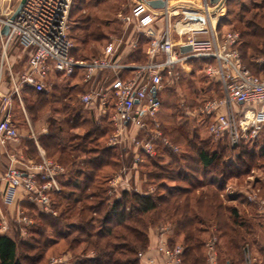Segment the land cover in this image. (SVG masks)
Segmentation results:
<instances>
[{
    "label": "built area",
    "instance_id": "1",
    "mask_svg": "<svg viewBox=\"0 0 264 264\" xmlns=\"http://www.w3.org/2000/svg\"><path fill=\"white\" fill-rule=\"evenodd\" d=\"M138 1L144 14L122 17L125 28L132 27L125 44L111 41L100 57L90 60H77L72 56L70 12L73 0H26L14 20L11 17L15 11L5 18L0 15V43L5 46V41L17 42L29 53L24 73L16 77L10 70V94L3 93L0 78L1 148L6 149L8 144L20 139L14 123V103L17 100L22 103L23 88L45 93L58 77H76L84 87L79 103L97 121L109 117L112 132L107 146L119 151L123 163L109 181L108 195L118 198L125 191L143 194L136 181L138 168L146 158L157 157L162 149L180 153V147L165 136L158 119L162 112L160 95L180 79L185 64L194 60L208 61L205 72L220 84L222 91L220 98L205 102L199 110V115L209 120L210 137L227 142L231 148L260 138L264 132V72L254 75L243 65L238 32L217 34L220 18L217 7L209 0H203L201 7L194 0H161L164 7L153 9L147 1L156 0ZM177 16L178 24L191 20L202 27L193 31L188 41L175 43L170 21ZM6 26L9 32L2 35ZM199 35L207 38L200 39ZM139 37L148 41L146 62H125V54L137 50ZM188 46L192 50L182 53L181 49ZM256 63L264 68V56ZM37 148L39 161L22 162L11 156L10 165L0 178L5 186L3 202L15 211L23 237L27 236V228L33 225V220L26 215L21 202L28 201L42 213L56 216L54 197L62 192L61 180L65 173L60 163L46 158L38 144ZM148 192H154V187H149ZM247 200L264 214V197L260 190H253ZM157 230V257H149L147 252L139 253L141 264H183L184 249L180 245H170L169 227L164 225ZM9 234L7 219L0 216V236ZM218 244L216 237L206 241L205 264H221ZM69 262L65 255L53 257L47 264ZM247 264H252V260L248 259Z\"/></svg>",
    "mask_w": 264,
    "mask_h": 264
},
{
    "label": "trees",
    "instance_id": "2",
    "mask_svg": "<svg viewBox=\"0 0 264 264\" xmlns=\"http://www.w3.org/2000/svg\"><path fill=\"white\" fill-rule=\"evenodd\" d=\"M250 6L240 0H227L226 23L234 25L233 30L241 36L239 52L243 64L252 74L259 75L264 72V68L256 63L264 56V1L260 4L251 2ZM101 25L97 19L81 17L75 29L79 32L75 37L79 45L85 49L90 43L105 39ZM137 40L138 48L129 55L127 63L146 62L148 41L142 37ZM77 79H69L64 87L53 85V91L47 94L27 88L38 96L35 101L24 98L28 110L50 105L55 114L62 115V119L56 120L59 124H51L49 134L43 136L42 148L65 168V173L61 180L62 192L54 197L57 215L44 214L35 204L23 202L21 207L33 220V225L27 228L26 237L21 235L20 226L16 236H0V264L47 263L54 257L52 250L63 244L62 255L75 254L77 249L83 248L81 255H72L71 264H141L138 255L148 251L150 230L166 223L171 233L170 245H181L184 249L183 264L205 263L206 241L201 238L205 230L201 227L205 228L210 222L217 225L221 237L230 238L232 249L239 252L238 243L232 236L240 235L239 213L236 208L227 209L231 211V223L220 221L223 217L220 192L231 180L250 176L258 157L264 158V132L259 139L244 142L239 148H231L225 142L224 147L216 145L218 149L213 151L209 146L213 143L198 141L195 129V140H190L186 153L171 138L172 133L167 132L172 126L173 133H181L189 124L184 119L177 123L175 115H169L168 119L162 114L166 89L160 95L162 112L158 119L165 136L180 147V153L162 149L157 157L146 158L141 168L147 170L140 175L144 182L143 194L125 191L118 198L110 197L109 181L121 166L119 151L107 146L112 132L109 117L95 121L84 116L73 104L77 91L84 88L80 79L76 83ZM29 101L33 102L32 106ZM85 128L83 135H71L72 131ZM65 136L69 137L67 145L62 143ZM235 149L239 150V155L231 161L227 158V150L233 152ZM167 159L169 163H166ZM196 165L200 169H196ZM107 169L111 176L103 179L100 174ZM200 170L213 175L208 178L200 174ZM149 187H154V192H148ZM177 238H182V243ZM22 239L24 251L34 252V255L25 253L22 257L19 254L17 242ZM224 264L235 262L228 259Z\"/></svg>",
    "mask_w": 264,
    "mask_h": 264
},
{
    "label": "rangeland",
    "instance_id": "3",
    "mask_svg": "<svg viewBox=\"0 0 264 264\" xmlns=\"http://www.w3.org/2000/svg\"><path fill=\"white\" fill-rule=\"evenodd\" d=\"M20 1L21 0H0V15H3L2 12L4 8L5 10L7 9L9 14L14 12ZM198 1L197 6L201 7L203 4L202 0ZM240 1L245 3L248 7H251V2H257L260 4L264 0ZM144 12L145 10L142 9L138 0H73L70 12V36L74 44V58L77 60H90L98 58L102 55L104 47L111 41H122L125 44V42L129 39V36H131L132 27L127 30L122 22V17H140L144 14ZM226 13L227 12L224 6V8L220 11L217 30V34L219 36L226 32L234 31V25L230 26L226 23V21H228ZM3 17L5 18V15H3ZM81 17H91L92 19H97V21L102 24L101 26L102 31L105 33V39H102L99 42H92L85 49L83 46L79 45L77 41L78 39H75V37L79 35V32L75 29L77 25H79V19H81ZM178 21L179 16L172 18L170 21L172 41L175 43L188 41L193 35V31L201 29L199 24H196L191 20L183 25L178 24ZM204 36L206 37V35ZM129 55L131 54H125L126 57H129ZM28 60L29 53L25 51L17 42L7 43L5 41V46L0 43V78H2L5 84L4 90H2L4 94H10L12 90L10 70L16 77L20 76L27 70ZM206 62L208 63V61L197 60L192 64L190 62L185 64L181 71L180 79L171 84L168 90L163 93L165 110H163L162 114L168 119L170 118L169 115H175L176 120H178L177 123H181L184 119V121H187L189 124L188 127L181 130V133H173L171 129L172 126H169L167 130L169 134L172 133L171 138L176 143L180 144L183 151H186V153L189 151L188 148L190 140H195L193 137L195 129L199 135L198 141L202 140L213 143L212 145H209L213 151L218 149L216 145L224 147L223 143L225 144V142L221 141V143L210 137L208 132L209 120L202 115H199V110L205 102L222 96L220 84L216 80L207 76L205 72ZM250 70L252 72H257L255 69ZM69 81V79H60L58 77L53 80L52 83H54V85L57 84L58 87H64L69 83ZM78 81L79 78L76 83H78ZM47 90V93L52 92L53 86H48ZM83 93L84 88L77 91V96L73 104L77 106L82 113H84V116H87L90 119L92 117L95 120L93 114L79 103V96ZM35 96L38 97L36 94H33L32 91L27 88H23L21 90L22 103L18 100L14 103V123L19 129L20 139L17 142L8 144L6 149L0 147V173L2 174L10 165L11 156H15L22 162L39 161L40 154L37 153V144L41 147L46 158L54 160V158L50 157L51 155L46 154L42 148V142L44 141H42V139L43 136L49 134L50 125L55 124L56 120L59 121L62 119V115L58 116L55 114L50 105H46L47 107L41 106L39 109L33 108L28 110L26 108L24 98L29 100L33 99L35 101L37 99ZM29 102V106H32L33 102ZM166 106L170 108L167 110ZM56 123L57 124L55 125L59 124V122ZM85 132L86 128L77 129L72 131L71 135H83ZM188 134L190 135V138L186 139ZM68 142L69 137L65 136L62 142L63 145H67ZM17 151H22V154H18ZM227 152V158L230 157L231 161L239 155V150L236 149L233 152L230 150H227ZM189 154H191V152H189ZM193 155V157H195V154ZM166 161H168L166 163L170 162L168 159ZM122 166L123 163L121 162L120 168ZM141 166L138 168L139 176L136 184L140 188L139 190L143 193L144 188L142 186L144 185V182H142V176L140 175H142L141 172L146 171L147 169L141 168ZM195 167L196 169H200L198 165ZM200 174H205L208 178L213 175H210L209 172H203L202 170H200ZM100 176L103 179H107L111 176V172H109V169L104 170ZM169 185L175 184L169 183ZM181 186H183V184H181ZM253 190H260V193L262 191L264 195V158L261 157H258L255 162V166L250 176L231 180L226 185L224 190L220 192V200L223 206V217L220 221L222 223L230 224L232 219H230L231 214L229 212L231 211L227 209L236 208L238 210V223L242 224L240 235L232 236L235 237L240 251L237 252L232 249L233 247L229 242L230 238L221 237L222 232L218 230L216 224L210 222L206 224L205 228L204 226L201 227L205 230L201 235L203 240L207 241L211 237H216L218 239L219 257L222 264H224L228 259L233 260L235 264H247L248 259L252 260V264H264V214L260 212L257 205L251 204L247 200V196ZM243 200H246V202H243ZM2 210V213L10 226V235L16 236L19 231V225L16 223L15 211L12 208L9 209V207L2 208ZM30 211H32V209ZM165 225L168 226V223ZM169 234L171 233L169 232ZM230 234L231 233H229V235ZM176 240L179 243H182V238H177ZM23 241L24 240L22 239V241L18 240L17 242L19 245V254L22 257L26 255L25 253L34 255V252L24 251V248H22ZM64 248L65 246L63 244L61 247L53 249L51 254H53L54 257L63 256L61 251H63ZM82 251L83 248L81 247L75 251V254L72 255H81ZM73 256L71 257L70 262H72ZM51 258L53 257H50V259ZM47 263L45 262L43 264Z\"/></svg>",
    "mask_w": 264,
    "mask_h": 264
},
{
    "label": "crops",
    "instance_id": "4",
    "mask_svg": "<svg viewBox=\"0 0 264 264\" xmlns=\"http://www.w3.org/2000/svg\"><path fill=\"white\" fill-rule=\"evenodd\" d=\"M199 1L198 0H194V3L197 5V3H198ZM202 3H203V0H202ZM213 7H215L216 5H212ZM217 7V6H216ZM4 10H5V8H4ZM3 10V15H8L9 13L7 12V9L4 11ZM200 27H202L201 25H200ZM199 38L200 39H204V38H206L205 36H202V35H199ZM147 49V48H146ZM133 53V52H132ZM131 53V54H132ZM126 57V56H125ZM124 57V58H125ZM128 59V57H126L125 58V61ZM1 81H2V90H4V81L2 80V78H1ZM45 94H47V92H45ZM14 143V142H13ZM22 151H17V153L18 154H22L21 153ZM37 153L38 154H40V151H39V149H37ZM4 174V173H3ZM2 173H0V178L2 177V175H3ZM140 178V177H139ZM140 180V179H139ZM142 181V180H141ZM143 182V181H142ZM143 187V186H142ZM4 189H5V186H4V184L0 181V216H4V214L2 213V208H8V206L7 205H5V203L3 202V192H4ZM23 202H25V200L24 201H22L21 202V204L23 203ZM10 209V208H9ZM158 228H156V229H151L150 230V232H149V247H148V251H147V255L149 256V257H157V251H156V246H157V243H158V230H157ZM10 235V234H9ZM63 256H65V254L63 255ZM66 257H67V259H69V261L71 260V257H72V254L71 253H67L66 254ZM69 264H71V262H69Z\"/></svg>",
    "mask_w": 264,
    "mask_h": 264
},
{
    "label": "water",
    "instance_id": "5",
    "mask_svg": "<svg viewBox=\"0 0 264 264\" xmlns=\"http://www.w3.org/2000/svg\"><path fill=\"white\" fill-rule=\"evenodd\" d=\"M226 1L227 0H209V2L211 3V5H216L217 6V8H216L217 12H220L224 8V6L226 4ZM25 2H26V0H21L20 1L18 7L16 8L14 14L11 17L12 20H14L17 17V15L21 12V10H22ZM147 4H148V6H150L153 9H161L165 5L164 2L161 1V0L147 1ZM8 32H9V28L6 26L2 30V35H7ZM191 50H192L191 47L188 46V47H183L181 49V52L182 53H187V52H189Z\"/></svg>",
    "mask_w": 264,
    "mask_h": 264
}]
</instances>
